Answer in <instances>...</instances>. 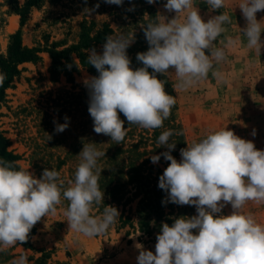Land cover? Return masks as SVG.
I'll return each mask as SVG.
<instances>
[{"label":"clouds","instance_id":"9594fccd","mask_svg":"<svg viewBox=\"0 0 264 264\" xmlns=\"http://www.w3.org/2000/svg\"><path fill=\"white\" fill-rule=\"evenodd\" d=\"M156 2L147 0L148 4ZM105 3L122 6L124 0ZM204 3L209 12L225 7V0ZM163 7L175 16L168 19L159 14L156 21L141 26L149 45L146 52L136 56L143 66L133 69L127 53L135 41L134 33L107 35L102 53L95 47L88 49L87 63L98 72L83 80L89 92L93 130L111 137L115 144H121L127 134L125 121L118 113L128 125L148 130L163 127L170 117L176 98L165 90L166 81L157 74L172 70L178 81L176 87L182 90L206 80L210 72L217 83L227 82L216 68L226 60L224 49L216 42L225 33L224 26L231 23V16L221 12L205 21L195 0H167ZM236 7L246 21L240 29L247 48L261 55L264 18L258 20L257 13L264 11V0H240ZM226 39V47L236 43ZM6 78L0 73V85ZM65 121H54L56 132L69 126L68 117ZM173 135L172 129L162 132L157 144L167 151L150 156L153 164L161 156L170 161L159 177L158 187L167 193L162 204L195 206L197 214L175 218L171 226L162 223L155 253L136 243L138 264H264V224L242 211L249 201L264 202V150L226 127L181 148L178 161L171 154L176 147L170 142ZM251 135H256L255 129ZM95 145L84 143L74 180H69L67 187L55 169L45 168L37 178L29 169L18 170L14 162L0 159V251L18 242L26 243L34 225L42 217L55 215L63 201L68 202L63 214L69 230L85 237L103 235L117 222L120 213L112 205H105L101 215H92L93 207L104 204L105 196L99 185L103 169L98 167L105 152ZM229 204L231 214H222ZM10 264H29L28 257L20 255Z\"/></svg>","mask_w":264,"mask_h":264},{"label":"rangeland","instance_id":"374dc122","mask_svg":"<svg viewBox=\"0 0 264 264\" xmlns=\"http://www.w3.org/2000/svg\"><path fill=\"white\" fill-rule=\"evenodd\" d=\"M23 1L19 0L20 3ZM166 2L157 0L151 4L156 20L159 14L168 19L175 16L174 12L164 9ZM195 2L205 21L227 12L231 23L224 26L226 31L216 42L226 54V60L216 65L226 83H217L210 72L206 80L182 90L176 87L178 81L172 70L165 74V90L176 98V123L185 136L186 147L211 132L228 127L237 136L252 140L257 149L264 150V49L259 55L246 46L247 40L240 29L246 21L236 7L240 0H225V7L214 12H209L204 0ZM97 4L98 8L95 7ZM132 5L134 10L127 11ZM144 7L142 0H124L122 6L110 5L105 0H44L40 7L30 10L26 21L20 25V16L11 13L5 0H0L1 53H7L10 35L18 29H21L24 45L44 49L37 62L20 64L21 72L6 89V98L0 108V129L10 139V149L20 156L18 162L22 169H29L37 178L45 168L55 169L59 171L60 179L68 182L72 178L70 169H76L80 162L78 154L84 143L96 144L100 138V134L93 130V120L88 112L89 92L83 84V80L92 74L80 67L70 80L64 75L53 78L50 73L52 59L46 49L55 47L60 50L75 44L84 21L88 26L94 25L93 30H88L91 34L108 22L114 29L113 36L143 33L141 37L135 35L134 43L127 49L131 59L135 47L146 40L143 30L137 29L143 26L142 16L149 17ZM89 9L94 10L89 13ZM262 18L264 11L257 13V19ZM226 38L236 43L226 47ZM261 39L264 40V33ZM102 45H96L98 52L102 53ZM131 67L134 68L132 63ZM65 117L69 118V126L63 132H56L54 121L64 124ZM165 121L163 129L167 126ZM124 126L127 128L124 143L139 140L146 143L148 149L152 148V130L128 125V122ZM253 129L256 130L255 136L251 135ZM60 160L67 163L60 167ZM67 205L68 202L63 201L57 206L55 215L42 217L34 225L35 233L27 241L30 245L18 242L3 250L0 264H10L20 255H26L29 264H138L136 243L155 253L157 240L154 234L142 235L128 227L116 230L111 226L105 234L92 238L69 230L63 214ZM242 211L264 224V202L249 201ZM231 212L230 204L222 210L224 215Z\"/></svg>","mask_w":264,"mask_h":264},{"label":"trees","instance_id":"16d2710c","mask_svg":"<svg viewBox=\"0 0 264 264\" xmlns=\"http://www.w3.org/2000/svg\"><path fill=\"white\" fill-rule=\"evenodd\" d=\"M142 1L145 5L144 9H147L146 11L149 14L147 19L142 16L143 25L156 21L154 7L148 4L147 0ZM43 2L44 0H24L23 3H20L19 0H5L9 11L20 16V25L24 24L30 10L34 7H40ZM93 27L94 25L88 26L87 22L84 21L80 28L82 31L75 44L60 50L55 47L46 49L52 59L50 73L53 78L64 75L70 80L73 78V73L77 72L80 67L86 69L92 76L98 75L97 70L87 63L88 49L91 47L96 48L99 43L103 44L105 37L112 35L114 29L110 26V23L104 22L101 28L96 29L98 31L91 34L88 30H93ZM137 29L143 30L142 28ZM142 34L137 33L135 35L141 37ZM145 42L135 47L131 58L133 69L143 66L141 62L137 61L136 56L137 53L148 50L149 45ZM42 50L44 49L37 46L28 47L24 45L21 29L10 35L7 53L3 54L0 51V73L6 74L7 77L0 85V108L6 98V89L12 85L14 79L21 72L20 64L37 62L40 59L39 53ZM68 65H71L70 69ZM151 71L152 69H149V72ZM157 77L167 82L165 74H157ZM175 110L176 106L174 105L170 117L165 121L167 123L166 128L163 129L165 125L163 124V127L154 129L150 133V138L153 139L152 148L150 149L147 148L146 143L139 140L130 144L124 143L123 140L121 144H115L114 141H111V137L100 134L95 146L99 151L105 152V156L98 161V167L103 169L99 185L105 196L104 204L94 206L95 213L92 215H101L105 205L115 206L120 213V218L113 225L116 230L128 227L133 231L140 232L142 235L151 236L154 234V237H157L161 231L162 223H168L171 226L175 218L181 216L191 217L197 214L195 206H180L170 202L162 204L167 193L158 187L159 177L170 161L164 160L162 156L156 164H153L150 160L151 155H159L161 152L167 151L165 147H159L157 139L162 132L168 129H172L174 132V135L170 137V142L176 143V147L171 154L178 161L181 159L180 149L186 148V141L180 125L176 123ZM118 114L127 125V120L123 114ZM175 133L181 134L176 135ZM10 145V139L0 129V159L14 162L19 170L22 168L18 162L20 156L10 149ZM66 163V160H60V167ZM75 170L70 169L72 177L70 180H74ZM65 184L68 186L67 181ZM35 230V227L31 229L29 238L34 235ZM26 243L28 244V242ZM0 253L3 254L2 251ZM3 263L5 262L3 261Z\"/></svg>","mask_w":264,"mask_h":264}]
</instances>
